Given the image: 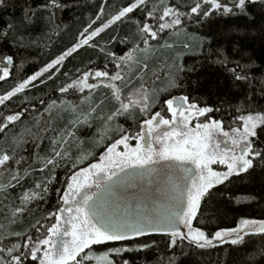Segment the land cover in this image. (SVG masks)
<instances>
[{"label":"snow or ice","instance_id":"1","mask_svg":"<svg viewBox=\"0 0 264 264\" xmlns=\"http://www.w3.org/2000/svg\"><path fill=\"white\" fill-rule=\"evenodd\" d=\"M71 7L42 0L24 11L22 26L42 28L51 49L63 31L58 14ZM9 43L39 46L12 23L0 30V44ZM87 50L95 58L63 71ZM205 69L216 80L194 96L183 82L196 76L190 83L203 87ZM13 71L23 72V61L0 50V81ZM60 75L59 95L39 98L37 108L27 93ZM18 97L16 110L0 111L9 225L40 212L60 186L51 210L27 229L4 228L0 264H134L126 254L152 250L155 264H198L225 245L222 264H264V208L262 218L210 227L221 205L256 200L237 193L257 169L264 184V0H103L69 45L0 93V108ZM85 129H95L98 155L83 150Z\"/></svg>","mask_w":264,"mask_h":264},{"label":"trees","instance_id":"2","mask_svg":"<svg viewBox=\"0 0 264 264\" xmlns=\"http://www.w3.org/2000/svg\"><path fill=\"white\" fill-rule=\"evenodd\" d=\"M40 2H42V0H5L4 6H0V30H3L4 26H6L8 23H12L25 35L26 38L39 41V46L33 44L27 48L19 50L12 48L10 43L0 44V50L4 52H14L17 63L23 61L24 64L23 72L13 71L12 76L6 82L0 81V93L9 90L20 76L31 74L42 67L43 64L50 58V53L55 54L59 49L69 45L76 36L77 31L82 28V26L87 22L88 18L93 16V14L98 11V5L102 3L103 0H68L72 7L70 9H65L64 12L58 14V20L60 21L63 31L59 38L53 37L55 43L51 49L43 47V45L48 41L47 38H42L41 36L43 31L42 28L29 27L27 30H25V28L22 26L24 11L29 7L36 6ZM125 2L126 0H109V4L115 7H119ZM188 2H190V0H188ZM112 10L113 9L111 7L107 8L106 14ZM127 30L128 28L125 27L124 31ZM197 31L203 33L206 31V29H198ZM107 36L108 34H105L103 38L106 40ZM254 47L257 50V55H259V44H256ZM89 57L95 58V53H93L91 50L82 51L74 59H70L66 62V66L63 71L75 73V69L77 67H83L84 64L87 63ZM192 62L193 58H186V63ZM257 63H259V61H257ZM156 66L158 67V64ZM195 79H197L196 76H190L189 79L183 83L187 85L188 90L191 91L194 96H200L205 92L206 88L210 90L213 87L216 76L211 71V69H205L200 75L201 83L204 86L199 89L195 88V86L190 83V81ZM64 80L65 77L60 75L59 78L54 82L50 81L46 86L40 85L38 88L32 89L27 93V96L29 100L36 104L37 108H41V106L38 104L39 98H44L47 100L50 97L55 98L58 96L59 94L55 92L54 89ZM213 99H215V97H213ZM21 100L22 97L14 98L13 101L9 102L7 109L0 108V111L8 112L11 110H16L21 104ZM31 116L32 113L29 112V123H31ZM65 119H67V117H65ZM57 123L58 126H62V122L58 121ZM17 130H19V127H17ZM94 130L95 129H85L81 133L82 138L85 139V143L83 145V150L85 152L92 151L94 149L95 144L90 139ZM0 145H3L2 137H0ZM26 147H30V145ZM44 148H47V141H45ZM73 151L75 153L76 149L74 148ZM22 154L28 155V152H23ZM7 179V176H0V183H6ZM32 179L33 178L30 176L25 182L24 186H30ZM59 186L60 185L57 184L54 186V188ZM54 188L49 197V203L46 205L42 204L40 212H37L34 216H29L27 219L22 220L17 225H9L8 220L5 218L6 215L9 214L8 209L5 208V204H8L9 207H11V202L10 200H4V197L0 195V234H3L5 227H11L15 230H25L28 228L30 223H33L35 219L42 214L43 210H51L52 205L56 200ZM262 189H264V184L261 183L259 169H257V175L255 178L251 181H246L245 186L241 187L240 192L237 193L238 195L247 194L255 196L256 200L250 205H221L217 212L218 218H214L211 221L210 227L215 228L217 226H234V221L238 220L242 215L252 218H262L261 208H264V199H261V197H264V190ZM20 191L21 189L19 186L16 189L10 190L12 195H17ZM154 239L160 241L161 237H154ZM133 243H131L129 246H131ZM255 243L257 246L259 245V238H256ZM228 247L229 246L225 245L219 249L209 250L203 256L196 257L195 259L198 261V264H217L218 260L222 264L227 256ZM155 255L156 251L152 250L146 254L128 253L126 254V258L132 259L134 264H155ZM229 264H231L230 261Z\"/></svg>","mask_w":264,"mask_h":264},{"label":"flooded vegetation","instance_id":"3","mask_svg":"<svg viewBox=\"0 0 264 264\" xmlns=\"http://www.w3.org/2000/svg\"><path fill=\"white\" fill-rule=\"evenodd\" d=\"M217 118H219V117H217ZM94 146V145H93ZM102 149L101 148H99V147H97L96 145L94 146V149L91 151V152H95V153H97V155H98V153L101 151ZM59 174H61V175H59ZM59 176H60V178L62 179L63 177H64V174H65V172H64V169H60L59 170ZM156 237H158V236H156ZM144 239H147V238H140V240H144ZM131 243H133V242H124V244L126 245V246H129ZM116 246H119V244H117Z\"/></svg>","mask_w":264,"mask_h":264},{"label":"water","instance_id":"4","mask_svg":"<svg viewBox=\"0 0 264 264\" xmlns=\"http://www.w3.org/2000/svg\"><path fill=\"white\" fill-rule=\"evenodd\" d=\"M128 191H129V193H132V192H135V191H137V190H136V189H131V188H130Z\"/></svg>","mask_w":264,"mask_h":264}]
</instances>
